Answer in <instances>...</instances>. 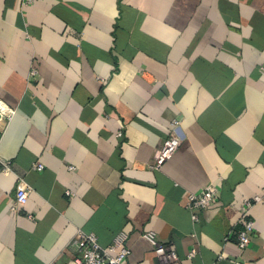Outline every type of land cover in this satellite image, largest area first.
<instances>
[{"label":"crops","instance_id":"0c3cea01","mask_svg":"<svg viewBox=\"0 0 264 264\" xmlns=\"http://www.w3.org/2000/svg\"><path fill=\"white\" fill-rule=\"evenodd\" d=\"M263 64L264 0H0V264L68 262L79 231L126 233L124 264H264V199L238 245L264 197ZM210 182L220 200L190 210Z\"/></svg>","mask_w":264,"mask_h":264},{"label":"built area","instance_id":"2783aa9c","mask_svg":"<svg viewBox=\"0 0 264 264\" xmlns=\"http://www.w3.org/2000/svg\"><path fill=\"white\" fill-rule=\"evenodd\" d=\"M33 0H25V3H31ZM261 71L264 75V64L261 65ZM37 70L32 69L31 75L36 74ZM15 113V108L7 104L0 98V128L9 121ZM180 124L178 120L173 122V130L169 136L164 139L162 145L156 150L154 162L151 166L160 169L169 161L181 146L182 139L177 133V127ZM119 135L122 134L120 131ZM10 163H5L3 168H9ZM39 169H43V164H36ZM73 168V167H71ZM30 188L22 190L15 201L11 204L12 211H16L18 205L27 201ZM264 197L255 195L252 198L245 199L241 204V213L243 218V228L238 233V245L241 249H246L251 241L255 231L254 221L251 218V210L256 203L263 201ZM220 200L219 189L210 182L199 193H190L188 195L187 207L193 211L206 209L213 203ZM193 219L198 220V215L194 213ZM144 238L149 240L155 246L156 255L164 262L178 260V254L170 246L161 244L156 239L154 231L143 233ZM127 235L124 232L117 234L112 242L103 245L98 236L93 232L79 231L69 243V247L74 251L75 256L68 262L62 264H124L130 254V249L126 245ZM196 249H192L188 257H193ZM50 264H58L53 262Z\"/></svg>","mask_w":264,"mask_h":264}]
</instances>
